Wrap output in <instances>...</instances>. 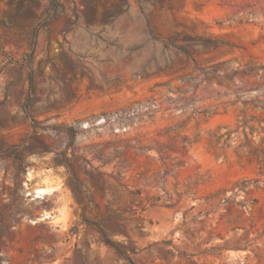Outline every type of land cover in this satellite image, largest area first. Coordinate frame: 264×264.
<instances>
[{
    "label": "rangeland",
    "instance_id": "374dc122",
    "mask_svg": "<svg viewBox=\"0 0 264 264\" xmlns=\"http://www.w3.org/2000/svg\"><path fill=\"white\" fill-rule=\"evenodd\" d=\"M49 1L0 0V264H264V0Z\"/></svg>",
    "mask_w": 264,
    "mask_h": 264
},
{
    "label": "trees",
    "instance_id": "16d2710c",
    "mask_svg": "<svg viewBox=\"0 0 264 264\" xmlns=\"http://www.w3.org/2000/svg\"><path fill=\"white\" fill-rule=\"evenodd\" d=\"M49 4H50L49 5L50 8H53L56 13L60 12V10L64 8L59 0H50ZM33 54H34V47H32V55ZM30 85L31 86L33 85L32 77H30ZM84 221L87 225H91L88 220L84 219ZM98 232L100 233L102 237L101 241L105 243L109 248L114 250V252L118 256L124 258L129 264H135L132 258V255L136 253L135 249L129 247L125 243L116 242V241L111 240L110 238H108L105 230L101 228L100 226H98Z\"/></svg>",
    "mask_w": 264,
    "mask_h": 264
},
{
    "label": "built area",
    "instance_id": "2783aa9c",
    "mask_svg": "<svg viewBox=\"0 0 264 264\" xmlns=\"http://www.w3.org/2000/svg\"><path fill=\"white\" fill-rule=\"evenodd\" d=\"M46 194H44L43 192H41V190H32L30 192L27 193L28 198H31L33 200H37L42 198L43 196H45Z\"/></svg>",
    "mask_w": 264,
    "mask_h": 264
},
{
    "label": "bare ground",
    "instance_id": "6f19581e",
    "mask_svg": "<svg viewBox=\"0 0 264 264\" xmlns=\"http://www.w3.org/2000/svg\"><path fill=\"white\" fill-rule=\"evenodd\" d=\"M41 192H43V191H41ZM44 193V192H43ZM45 194V193H44Z\"/></svg>",
    "mask_w": 264,
    "mask_h": 264
}]
</instances>
